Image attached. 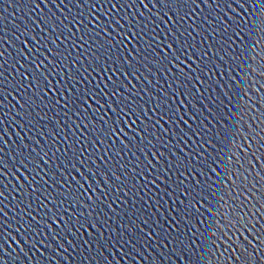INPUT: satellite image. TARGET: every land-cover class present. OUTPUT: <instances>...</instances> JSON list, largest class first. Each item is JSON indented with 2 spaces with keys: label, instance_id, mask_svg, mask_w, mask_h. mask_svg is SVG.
<instances>
[{
  "label": "snow or ice",
  "instance_id": "6c2138e0",
  "mask_svg": "<svg viewBox=\"0 0 264 264\" xmlns=\"http://www.w3.org/2000/svg\"><path fill=\"white\" fill-rule=\"evenodd\" d=\"M20 3L28 7L16 26L24 39L17 45L21 36L14 33L15 54L0 51V264H61L69 237L110 255L116 245L140 255L141 242L155 241L168 249L169 264H264V0ZM127 9L134 11L122 12ZM41 38L43 52L30 46ZM65 40L71 46L61 48ZM77 50L101 80L88 79ZM141 69L163 76L167 87L155 95L144 88L143 99L131 83L149 79ZM52 71L62 74L63 84L49 79ZM118 75L125 79H113ZM223 76L226 93L220 92ZM58 89V96L50 95ZM17 105L20 111L11 115ZM53 110L72 121L71 139L65 123L48 118ZM44 118L47 131L41 127L40 135L52 143L42 151L23 143L13 148L5 139L9 124L30 131ZM61 136L62 150L56 147ZM97 161L104 166L93 168ZM9 184L20 193L14 201L5 195ZM160 191L171 201L162 221L153 213L155 221L141 219L115 244L111 232L106 237L101 231L111 227L109 213L119 221L113 204H123L121 196L139 202L122 208L123 215L139 217L144 196L161 203ZM13 203L15 215L9 216ZM81 232L88 238L81 240Z\"/></svg>",
  "mask_w": 264,
  "mask_h": 264
},
{
  "label": "water",
  "instance_id": "95a60500",
  "mask_svg": "<svg viewBox=\"0 0 264 264\" xmlns=\"http://www.w3.org/2000/svg\"><path fill=\"white\" fill-rule=\"evenodd\" d=\"M149 6L151 7V5ZM71 10L73 13L76 11L75 8H72ZM53 11H56V10L53 9ZM64 11L68 12V9H64ZM124 11H127L130 14L131 12L134 11V9L122 10V12ZM144 11L146 12V10ZM155 11L156 9H153V12ZM27 13H28L27 5L24 4L22 6L20 3V0H0V17L3 18L2 20H0V37H3V40L0 41V44H3V47L0 48V51H4L6 56H8L9 54H13V55L15 54L14 48L10 46V41L14 39V33L15 35L21 36L20 40L15 41L17 45H19L21 43V40L24 39L20 29L17 28L16 26L23 25L24 20L27 16ZM97 14L101 15V19H105L102 16V14L100 13H97ZM57 15H60V13L57 12ZM35 18H36V13H32V17L29 18V22H31V19H35ZM35 32L40 33L41 32L40 28H35ZM73 32H77V29L75 27H73ZM78 35L79 33H77V36ZM193 35H195V33H193ZM41 36L46 37V33H41ZM199 41H200V37L196 36V40L194 41V43L199 44ZM45 43H46V39L41 38L39 45H36L35 42H31L30 46L33 48L40 46L41 52H43L44 51L43 45H45ZM57 43H60V41H57ZM65 46H68V47L71 46L67 40H65L64 43L60 44L61 48H64ZM200 46L204 47L205 45H200ZM48 47H54V45H52L51 43H48ZM77 51H80V54L82 57L81 70H83V68H88V72L85 73V75H88V79L92 80L93 84L97 80H101L102 76L92 71L91 66L87 64L86 61L88 57H84L82 50H77ZM75 55H76V52L74 51L72 53L73 58L75 57ZM40 58L44 59L43 55H41ZM21 63H26V62L21 61ZM50 68H51V65H49V69ZM20 71L24 72L25 69L21 68ZM219 71H226V69L222 68V69H219ZM141 72H143V75H147L149 79L144 80L143 76H141V79L139 81L133 79L131 83L132 85H135V89L133 91H135L136 89L141 90L140 95L143 96V99L145 100L148 99V97L144 95L143 93L144 88L151 89L152 94L155 95L158 89L163 90L164 88L167 87L165 78L163 76L159 78H155L149 75L147 72H144L143 69H141ZM89 73H91V75H89ZM15 75L16 73H12L9 76V79L11 80L12 77ZM93 77H95L94 80H93ZM103 78H106V77H103ZM117 78L120 80L125 79L123 75H118V77H113V79H117ZM49 79L52 80L53 83H56V81H60L61 84H63L62 74H58L55 71L50 72ZM227 79H228L227 76L220 77V80H221L220 92L221 93L227 92V89L223 87V81H226ZM125 83H127V80H125ZM25 84H27V81H25ZM90 86L91 85H89V87ZM213 94L214 95L216 94L215 89H214ZM50 95L58 96L59 89L57 90L55 94L50 93ZM8 99L12 101V104H16V100L13 99V96H9ZM101 103H103V101ZM204 103L207 104L208 101H204ZM5 111H8V109H5ZM18 111H20L19 105H17L15 109H12L11 115H16V112ZM45 111H47V109H45ZM101 111H103V109H101ZM108 115L111 116L112 113L109 112ZM51 117H55L56 120L60 121L61 123H65V131L68 133L69 138L71 139L72 132L67 127V124H71L72 121L68 120L65 122V120L63 119L62 111L53 110L49 112L48 118H51ZM48 118L42 119L40 125L37 127H33L30 131H26L25 129L16 127L14 124H9L8 125L9 134L5 136V139L8 140L9 144L12 145L13 148H15V145L23 143V144L31 145L32 148H34L36 151H42L41 146H44V148H47V146L50 143H52L51 137L45 138L44 136L40 135L41 127L44 129L45 132L47 131ZM7 119H10V117H6V120ZM17 119H19L18 116H17ZM78 122H82L85 124L89 123V121L87 120L78 121ZM96 123L99 124L100 121L96 120ZM164 127L167 128L169 127V125L165 123ZM17 133H19V135H17ZM76 134L79 135V132H77ZM166 137H167V134L165 135V138ZM21 138H23V140H21ZM37 140H39V144L35 143V141ZM62 140H63V137L61 136L60 142L56 143V147L61 148V150L66 146L62 143ZM173 143H175V137H173ZM54 150L55 148L52 149V151ZM25 151H28V149H26ZM57 155H59V153ZM99 155L100 153L98 152L97 156ZM129 155L130 153H126L123 158L128 159ZM141 159H143V157H141ZM97 164H99L100 167L104 166L103 162L97 161L96 164H93V168H95ZM84 174L87 175V172H85ZM72 175H76V173H72ZM45 179H48V177H45ZM96 179L101 180L102 177L97 176ZM5 182L8 183L9 181L6 180ZM14 183L15 181L11 182V184H14ZM11 184H9V187L5 189V195L7 196L8 201H14L15 199L20 197L19 192L12 190ZM161 187H163V185H161ZM49 190L51 191L52 189H49ZM124 191L126 192L127 189H125ZM128 195L131 196V193H129ZM141 195H143V193H141ZM159 196L161 198V203H156L155 197H153V199L150 200L148 196H144V212L141 213L139 217H133L131 211H129L128 216L123 215V213L120 211L122 208H125V209L129 208L132 204H138L139 202L136 201L135 198H132V200H129L128 197L121 196V199H123L125 202L121 204L119 201H117L115 204H113V207L116 208L117 213L120 215L119 221L116 220L115 216H112V214L109 213V215L111 216V219L108 221V223L111 225V227L104 226L101 229V231L104 233L106 237L108 233L111 232L112 236L108 238L112 240L113 244H115V237L117 235H123L124 230L128 228H132V230L135 231L136 229L134 226L135 224H139L141 219H144L147 216L151 215L152 220L155 221L156 215H153V213H156L159 216L160 220L162 221L164 218V214L167 211V205L168 203H171V201L168 200V198L164 196L163 191H160ZM5 203H7V201H5ZM6 211H8L9 216L15 215L14 203L9 204L8 208H6ZM41 211H43V209ZM105 211H107V209H105ZM136 211L139 212V207L136 208ZM10 222L14 223V221H10ZM152 226L153 225L150 222L149 227H152ZM144 231L147 232L148 228H144ZM87 238H88L87 233L81 232L80 239L84 240ZM68 239L71 240L72 243H67V242L65 243V250L62 252V255L60 257L61 264H78L79 261L86 260V258H87L86 264L88 260H90L91 264H100V259H99L100 257H107L108 259L119 261V264H158V261H162L163 264H169V257L166 255L168 249L157 248L156 242L151 241V240H149L148 242H141L140 255H137L135 251L130 252V248L127 245H125L123 248H121L120 245H116V247L111 249V255H110L109 250L107 248L97 252L96 246H93L92 248H88L87 246L81 247L79 246V243L73 237H69ZM122 253H129V255L125 257L122 255ZM63 256H67V261L63 260L62 258ZM92 256L97 257V259L91 260Z\"/></svg>",
  "mask_w": 264,
  "mask_h": 264
}]
</instances>
